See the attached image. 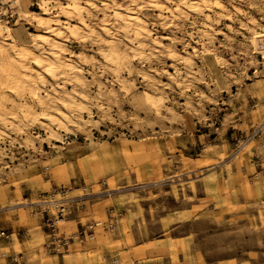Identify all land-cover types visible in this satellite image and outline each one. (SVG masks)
I'll use <instances>...</instances> for the list:
<instances>
[{"label": "rangeland", "instance_id": "obj_1", "mask_svg": "<svg viewBox=\"0 0 264 264\" xmlns=\"http://www.w3.org/2000/svg\"><path fill=\"white\" fill-rule=\"evenodd\" d=\"M42 1L0 0V23L19 46L42 32L32 18ZM47 1L55 13L70 0ZM150 1L92 0L85 15L96 34L62 40L63 58L83 67L80 80L47 76L36 94L8 95L40 114L31 120L6 101L16 113L0 121V230L9 234L0 237V264H264V131L248 140L251 125L264 120V0H218L226 8L212 0L162 15ZM105 5L132 6L145 18L153 31L144 49L112 12L104 15ZM104 37L127 56L121 70L102 56ZM53 84L77 87L86 102L68 110L77 124L55 126V136L41 115L67 110L57 103L66 92ZM59 187L84 195L61 230L94 221L115 228L98 226L95 238L76 240L64 255L47 251L49 229L36 201Z\"/></svg>", "mask_w": 264, "mask_h": 264}, {"label": "bare ground", "instance_id": "obj_2", "mask_svg": "<svg viewBox=\"0 0 264 264\" xmlns=\"http://www.w3.org/2000/svg\"><path fill=\"white\" fill-rule=\"evenodd\" d=\"M91 1L92 0H70L69 3H67L66 5L64 4V6H61L60 5L61 3H60L59 4L60 9L55 13L53 11L54 10L53 7H51L49 4L50 3L49 1H47V0L42 1L40 3V6H39L41 11L33 12L34 14L32 17L33 20L40 27H42L41 28L42 32L34 34L33 43L31 46L30 45L29 46H24V45L19 46L15 37L13 36L11 31L9 30V28L6 25H4V24L2 25L0 23V121L5 120L7 122L8 121L7 115L11 113V116H14V114L16 113V111L10 112L9 108H8V110H6V108L8 107V106H6L7 105L6 101L7 102L9 101L13 106H21L22 107L21 110L23 111V114L25 115L26 118L34 120V118L39 117L37 115L40 114V112L37 111L38 114H36V109L33 108L34 105L32 103L30 104L27 101L28 104L25 102L22 105L18 100H19V97L21 96V98H22L23 94L27 91H31L32 94H33V92L36 94L37 90L39 88H41L43 90V87H40V86H46L47 87L48 86L47 82H50L49 80H47V79H49L47 76L52 77L53 79H56L57 76L59 74H61L62 77H60V78H65L67 80H70L72 83H74L76 80H80V78L77 77L76 75H78L80 73L82 74L83 67L79 64V62L77 63V62H74L70 59L65 60L63 58V54H64L63 50L64 49L62 47H64V46H63L62 40L68 34H70L73 37L80 36L81 33L82 34L88 33L90 35L96 34L95 33V31H97L96 28H94L92 26V24H90L88 22V20H90L91 16H90V18L88 17L89 19L86 17L87 14H91V13L90 12L87 13L88 12L87 11L86 12L87 14L85 15V10H87V5L88 6L91 5L92 4ZM211 2H212V0H196L195 2L193 1L191 3H189L188 0H167L165 2L159 3L156 0H151L150 5L154 8H156L158 11H160L159 13L161 15L163 14V12H166V11L171 12V13L178 12L180 14L181 13L183 14V13H185L184 8L192 7V8H194V10H196L199 7L203 6L202 7V9H203L204 7L211 6ZM175 3L180 4L178 11L172 10V7H173L172 5ZM215 3H216V6L218 5V7H220V8H226L225 5L218 0H216ZM105 6H106V9L103 8L106 10V11H104V15L107 16L110 12H112L113 18L116 22H123L126 29L128 31L133 32L136 35V39H138L137 40L138 45L136 46V48H138V49L143 48L144 49V46H145L144 37L146 35H150V33L153 31L150 29L151 30V32H150L149 29H147V21L145 20V18L142 17L141 15H139V14L137 15V13L133 12V10H131L133 8H129L132 6H129L126 9H122V8L115 9L116 8L115 7L114 8L115 11H109V5H105ZM110 9H112V8L110 7ZM108 16L110 18V15H108ZM74 19H77V21L75 22ZM107 19H108L107 17L106 18L104 17L103 21H107ZM104 23H106V22H104ZM104 30L107 33H109V31H110L108 27H105ZM94 35H92V36L94 37ZM81 38H83V37H80L79 39H81ZM86 39H87V37H86ZM84 40H85V38L83 39V41ZM134 40L135 39H133V42H134ZM100 42L103 43L104 45H106V44L108 45V47L106 46L107 49L99 48L100 52L102 53V56H104L106 58L105 59L106 61H110L115 66H119V67H117V69L119 68V70H121L120 68H122V67H120V66H122V64L125 62V58L127 56H125L123 54V51H121V48H119L118 45H116L115 43H111L112 41L111 42L109 41V43H111V44H109L107 42V40L105 39V37L100 39ZM43 45H50L52 47H51L50 52L48 54H46L44 56L43 55L39 56L40 54L38 55L36 51H37V49L39 50L40 47H43ZM126 55H127V53H126ZM78 57L80 59H82L83 55L78 54ZM173 57L175 58L176 56L173 55ZM173 57H172V59H174ZM31 62L34 63L35 67L31 64ZM39 68H41V69L43 68V72L39 71ZM117 69H115V70H117ZM119 70H117V71H119ZM119 73H120V71H119ZM57 79L59 80V78H57ZM65 79L63 82H65ZM117 79H118V77H117ZM56 83L58 84V82H56ZM78 83H75V85ZM57 84H56V86H54L55 84L52 85V86H54L55 91H57L58 93L60 91L66 92V94H65L66 96L63 95L64 98L59 97L61 99V101L59 99L60 102L57 101V103H61L60 105L61 106L63 105L65 107V109H67V110L65 111L62 108V110L59 109V111L57 110L58 112L52 113V112L46 111V108H45L46 112L44 111L41 113L42 117L44 118V121L41 119L43 121V124L41 121L42 126L44 125L43 127H46V129L50 132V134H52L54 136H55V131H56V130H54L55 126H57L58 128L71 129L70 125L76 123V120H75L76 118L73 115L74 112L71 114V113H69L70 111L68 112V110L77 109V111L78 110L82 111V109L84 108V103H86V102H84V99L78 98V96H79L78 91H80V90H77L76 89L77 87L72 88V90L68 91V88L66 89L67 85H65L66 82H65V84H62V85H57ZM81 87H82V85H81ZM78 89H79V87H78ZM38 91L40 92V89ZM82 91H83V88H82ZM82 91H81V93H82ZM8 92H9V94H8ZM11 92L15 93L16 95H19V97H17L18 99L15 98L16 96L14 98H11V99L8 98V95H10ZM40 94L41 93H39V95ZM49 94H51V93L49 92L48 95ZM149 94H147V98H146L147 103H149L153 107H157V105H158L157 101L154 99V97H152ZM30 96H33V95H30ZM53 96H57V94L52 95V97ZM84 96H85V94H84ZM25 99H28V98H25ZM54 99H53V101H51L50 99H48V100H50L52 103H54V102H56L57 97L56 98L54 97ZM36 100H38V99H36ZM40 101L42 102V104L44 106H47V104H46L47 102H45L46 100H41V98H40ZM54 104H51V105L54 106ZM52 106H50V107H52ZM9 107H11V106H9ZM50 107L48 109H50ZM11 108H13V107H11ZM18 110H17V112H18ZM18 115L16 114L15 116H18ZM24 115H23V117H24ZM16 118L18 119V117H16ZM79 118L77 120H79ZM19 119H23V118L21 117ZM37 119H39V118H37ZM10 120H11V118H10ZM29 122H31V121H29ZM68 122H74V123H69L70 124L69 125ZM16 124H17V122H16ZM78 124H80L79 121H78ZM1 133L3 134V132H1Z\"/></svg>", "mask_w": 264, "mask_h": 264}, {"label": "built area", "instance_id": "obj_3", "mask_svg": "<svg viewBox=\"0 0 264 264\" xmlns=\"http://www.w3.org/2000/svg\"><path fill=\"white\" fill-rule=\"evenodd\" d=\"M260 46L264 50V36L260 39ZM252 133L248 140L254 137H262L264 131V120L255 125L252 124ZM69 190L66 187H59L53 189L52 193H46L41 195V198L36 201V205L42 207L41 215L44 220L43 225L47 226L49 231L47 232V240L45 247L47 251L64 254L69 252L75 245L76 240L81 243L93 239L96 237V228L98 226L104 229L113 230L115 225L109 221H94L92 223H81L80 227H77V231L74 233H66L61 230V224L67 220L73 211V206L78 207V202L84 195L68 196ZM9 234L6 230H0V237H8Z\"/></svg>", "mask_w": 264, "mask_h": 264}, {"label": "crops", "instance_id": "obj_4", "mask_svg": "<svg viewBox=\"0 0 264 264\" xmlns=\"http://www.w3.org/2000/svg\"><path fill=\"white\" fill-rule=\"evenodd\" d=\"M86 243H88V241H85V242H83L82 244H86ZM62 255H64V254H62Z\"/></svg>", "mask_w": 264, "mask_h": 264}]
</instances>
